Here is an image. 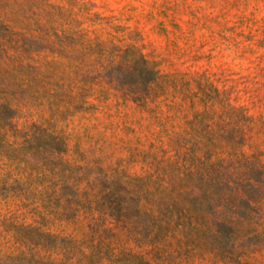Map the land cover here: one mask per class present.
<instances>
[{"label": "rangeland", "instance_id": "obj_1", "mask_svg": "<svg viewBox=\"0 0 264 264\" xmlns=\"http://www.w3.org/2000/svg\"><path fill=\"white\" fill-rule=\"evenodd\" d=\"M179 192L231 238L157 242L111 197L156 215ZM98 251L264 264V0H0V264Z\"/></svg>", "mask_w": 264, "mask_h": 264}, {"label": "trees", "instance_id": "obj_2", "mask_svg": "<svg viewBox=\"0 0 264 264\" xmlns=\"http://www.w3.org/2000/svg\"><path fill=\"white\" fill-rule=\"evenodd\" d=\"M175 185L181 186V184L178 182H176ZM111 197L115 200L116 207H118L116 208L117 216L128 214L125 212L130 206L134 208L132 210L135 212L137 220H147L148 222L151 221L152 224L156 226L154 238L157 242L164 241L168 234L171 233V230L173 231V228H171L170 226L172 220H176L174 222V229L180 228V233H185L184 236L187 238L196 235L199 240H201L199 236H210L213 237L214 240H216V238L219 237L231 238V235L233 234V229L228 226L226 222H224L221 226L217 224L216 218L218 219L219 217V214L217 212L210 210L205 213L203 211L190 210L185 203L186 194H184L183 192L177 193V196L173 199L158 200V202H160L161 206H163L164 209L163 211L160 209L158 212L156 211V215H154L153 212L143 211L138 205L137 201L133 198H130V202L128 203L124 201L125 196H122L119 193H113ZM157 206H159V204H157ZM208 214L214 217V222L217 227V231L215 232H213L211 229H198L192 224V218L201 221L205 220V217ZM67 219L72 221L75 219V217L74 215H71L70 218ZM101 231L105 232V228H101ZM177 231L179 232V230ZM91 232L94 233L97 232V230L91 228ZM199 242L201 243L202 241ZM97 253L98 254L88 259L87 261H91V264H95L96 261H101L102 254L99 253V251Z\"/></svg>", "mask_w": 264, "mask_h": 264}]
</instances>
